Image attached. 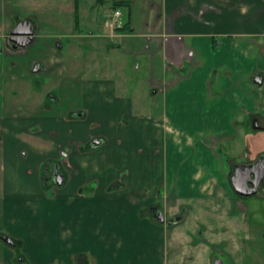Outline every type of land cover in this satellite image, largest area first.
I'll return each instance as SVG.
<instances>
[{
  "label": "crops",
  "instance_id": "1",
  "mask_svg": "<svg viewBox=\"0 0 264 264\" xmlns=\"http://www.w3.org/2000/svg\"><path fill=\"white\" fill-rule=\"evenodd\" d=\"M263 154L264 0H0V264H256L229 176Z\"/></svg>",
  "mask_w": 264,
  "mask_h": 264
},
{
  "label": "rangeland",
  "instance_id": "2",
  "mask_svg": "<svg viewBox=\"0 0 264 264\" xmlns=\"http://www.w3.org/2000/svg\"><path fill=\"white\" fill-rule=\"evenodd\" d=\"M83 30H87L86 28ZM99 52L95 55L93 62L96 64V70L100 72H104L109 69L112 70V75L117 80L121 82L127 81L130 85H138L140 91H144L147 89L149 83V75L147 73V68L143 64L142 58H134L133 56H126L123 59H116L110 57V59L106 60V57L109 53H105V47L100 46L98 48ZM119 54V50L117 51ZM122 58V57H121ZM91 63V57L87 56L83 59V63ZM138 63H140V67H138ZM107 68V69H106ZM109 68V69H108ZM91 77L92 75H86ZM146 94V92H145ZM147 95V94H146ZM147 104V99H145V105ZM170 119V118H169ZM166 123L167 126L173 128L174 132H184L187 131L186 124L182 123H172L170 122L171 119ZM249 122V120H248ZM232 149L239 150V147L232 146ZM244 160L245 157H243ZM263 192V187L261 188ZM241 205L244 207V212L246 214V218L248 221V226L250 229L249 235L251 236V241L249 242V251L252 256H248L249 258L253 259L250 260L251 263L256 264H264V196L259 195H252L246 198L241 199Z\"/></svg>",
  "mask_w": 264,
  "mask_h": 264
},
{
  "label": "water",
  "instance_id": "3",
  "mask_svg": "<svg viewBox=\"0 0 264 264\" xmlns=\"http://www.w3.org/2000/svg\"><path fill=\"white\" fill-rule=\"evenodd\" d=\"M32 38L33 31L31 29V23L22 21L11 31L8 40L12 43V48H23L32 41ZM255 126L257 125L255 124ZM263 180L264 154L260 155L252 163L234 164L229 176V182L234 192L243 198L257 194ZM54 181L57 185H61L62 183V175L57 170L54 171ZM157 217L161 222L164 220L161 212L157 213ZM1 239L7 244H14L8 236H2Z\"/></svg>",
  "mask_w": 264,
  "mask_h": 264
},
{
  "label": "built area",
  "instance_id": "4",
  "mask_svg": "<svg viewBox=\"0 0 264 264\" xmlns=\"http://www.w3.org/2000/svg\"><path fill=\"white\" fill-rule=\"evenodd\" d=\"M120 18L121 10L115 9L112 16L105 21V26H107L111 31L116 30L117 27L122 25Z\"/></svg>",
  "mask_w": 264,
  "mask_h": 264
},
{
  "label": "trees",
  "instance_id": "5",
  "mask_svg": "<svg viewBox=\"0 0 264 264\" xmlns=\"http://www.w3.org/2000/svg\"><path fill=\"white\" fill-rule=\"evenodd\" d=\"M124 3L123 2H119V1H114L113 3H112V7L114 8V9H118L120 6H122ZM127 25H128V23H125V24H123V25H121V26H119V27H117L116 28V30H119V31H123V30H125L126 28H127Z\"/></svg>",
  "mask_w": 264,
  "mask_h": 264
},
{
  "label": "flooded vegetation",
  "instance_id": "6",
  "mask_svg": "<svg viewBox=\"0 0 264 264\" xmlns=\"http://www.w3.org/2000/svg\"><path fill=\"white\" fill-rule=\"evenodd\" d=\"M53 177H54V173H53ZM13 245L15 246L16 244L14 243ZM20 259H21V256L20 255H17L16 260H20Z\"/></svg>",
  "mask_w": 264,
  "mask_h": 264
}]
</instances>
